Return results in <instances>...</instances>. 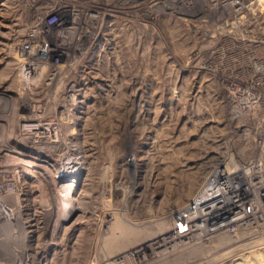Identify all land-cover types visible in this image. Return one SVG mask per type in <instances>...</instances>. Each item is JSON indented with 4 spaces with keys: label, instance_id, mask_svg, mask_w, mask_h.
Masks as SVG:
<instances>
[{
    "label": "rangeland",
    "instance_id": "obj_1",
    "mask_svg": "<svg viewBox=\"0 0 264 264\" xmlns=\"http://www.w3.org/2000/svg\"><path fill=\"white\" fill-rule=\"evenodd\" d=\"M108 2L114 5L115 0ZM243 18L235 34H195L198 25L166 18L141 23L138 34L124 26V34H101L99 59L90 55L58 70L50 84L43 75L25 93L14 54L26 22L0 21V104L9 98L0 109V190L16 207L27 196L22 190H33L26 200L32 210L26 213L36 212L41 221L32 242L44 254L36 264L135 262L129 248L173 231L218 160L248 153L264 158L262 148H245V136L237 129L245 110L236 107L240 99L255 104L258 113L264 110V85H247L264 64V0H257ZM72 86L79 88L83 102L65 98ZM63 109L52 139L34 145L20 134V116ZM3 115L8 122L1 120ZM256 136L261 138L259 131ZM20 143L29 146L27 155L19 153ZM34 150H39V167ZM24 169L41 179L27 177ZM6 206L2 217L9 216ZM123 225L141 228L135 244H120L127 234ZM225 233L229 242L195 236L136 261L243 264L246 257L255 259L248 264H258L261 255L264 264V227Z\"/></svg>",
    "mask_w": 264,
    "mask_h": 264
},
{
    "label": "built area",
    "instance_id": "obj_2",
    "mask_svg": "<svg viewBox=\"0 0 264 264\" xmlns=\"http://www.w3.org/2000/svg\"><path fill=\"white\" fill-rule=\"evenodd\" d=\"M256 1L115 0L112 5L108 0H0V21L26 22L14 54V70L25 93L43 75L50 84L58 70L82 58L89 59L90 55L96 54L99 59L102 52L96 48L100 46L101 34H124V26L131 30L129 34H138L141 23L165 18L186 21L196 28L198 25L195 34H235L236 23H243L241 18L246 17ZM142 3L146 6L141 11ZM257 74L258 78L253 75L247 85H264V64L257 67ZM65 98L77 104L84 101L81 91L74 86ZM1 100L7 104L9 98ZM236 102V107L245 110L246 115L238 120L237 128L245 136V148L264 150V110L258 113L253 108L255 104L240 99ZM6 104H0V109ZM65 112L41 111L35 118L24 114L18 120L20 134L30 133L36 144L52 139L60 130L61 115ZM1 118L9 121L6 115ZM258 131L261 138L256 136ZM233 157L220 159L211 166L195 195L198 205L191 200L183 208L185 218H200L192 236L202 239L264 227V158L252 153L240 159ZM179 231L186 233V229ZM194 238H180L178 244H187Z\"/></svg>",
    "mask_w": 264,
    "mask_h": 264
},
{
    "label": "bare ground",
    "instance_id": "obj_3",
    "mask_svg": "<svg viewBox=\"0 0 264 264\" xmlns=\"http://www.w3.org/2000/svg\"><path fill=\"white\" fill-rule=\"evenodd\" d=\"M16 30V29H15ZM40 134H43L42 131H39ZM207 132V131H206ZM43 136H45L43 134ZM23 138H30L31 141H33V136L30 134V133H26V136L25 134H23ZM233 138V137H232ZM233 140V139H232ZM228 142V141H227ZM34 145L36 144L35 142L33 143ZM37 145V144H36ZM17 147V146H15ZM19 153L22 154V155H27V151L26 150L27 148H29V146L26 144V143H20V146H19ZM231 147V146H230ZM18 148V147H17ZM35 153H34V157L36 160H38V162L36 163L39 167V165H42V161L40 160L39 157H37L36 155V152H39V150H34ZM213 159H215L213 157ZM31 162V161H30ZM85 168V167H84ZM72 172V171H71ZM24 174L36 180L38 179H41V176L40 175H37V174H34V173H31L30 171L24 169ZM56 178V177H55ZM86 178V177H85ZM57 179V178H56ZM55 180V179H54ZM60 180V179H59ZM52 182V181H51ZM57 182V181H56ZM84 182V181H83ZM49 187V186H48ZM47 187V188H48ZM33 188V187H31ZM61 189V188H60ZM79 190V189H78ZM0 191H2V193H0V264H17V261H21L22 259L26 261V264H36L38 262L41 263L42 259L44 258V254H43V251H38L40 249H35L37 248V243L36 242L35 244H33V240L34 239V236L35 234L37 233L38 231V228L40 227V222L41 221H38L37 219V214L36 212H28L26 213L27 211L26 210H29L31 209L29 203H27L26 200H28V194L31 191L30 188H24V190H22V194L23 195H27L26 197H24V203H20L19 200H18V207L16 206H12V204L10 202H8L7 200L10 199V196L9 194L7 193H4V189H1ZM85 193V192H84ZM83 194V193H82ZM68 196V195H67ZM198 197V196H197ZM195 197L194 199H192V204H197V201H198V198ZM80 198V197H79ZM72 199V198H71ZM81 200V199H80ZM3 205H7L8 206V209L7 211H5L7 214H9L8 217H2V214L4 212V208H2ZM198 205V204H197ZM6 206V207H7ZM73 206H76V205H73ZM12 207V208H11ZM186 207V206H185ZM76 208V207H75ZM188 208V207H187ZM37 209V208H35ZM32 210V209H31ZM70 210V209H69ZM72 210V209H71ZM30 211V210H29ZM36 211V210H35ZM183 211V209H182ZM182 211H181V214L179 215V219H178V226H176L174 228V230H169V231H165L161 234H158L150 239H144V240H141V238L139 239L140 243L132 246L129 248V254L135 256V258H145V255L147 254V252L150 251V253H157V252H164L165 250H167L169 247H171L173 244V246H175L178 241L180 240V238L185 239V238H194L195 236H192V233L197 231V225L199 224V216H193V217H190L191 219L189 218H185L182 214ZM21 213H23V216L21 217V221H20V218L19 216H21ZM83 213V212H82ZM27 216H26V215ZM25 215V216H24ZM119 216V215H118ZM117 216V218H118ZM175 216V215H174ZM125 218V217H124ZM177 220V219H176ZM175 220V222H176ZM185 220V221H183ZM112 221V220H111ZM115 221V220H114ZM21 222V223H19ZM105 222V221H104ZM123 222V221H122ZM162 222V221H161ZM173 222V221H172ZM174 222V223H175ZM110 223V222H109ZM116 223V222H115ZM120 223V222H119ZM126 223V225L128 226L130 223L127 224V221L126 222H123L122 224ZM154 223V222H153ZM187 223H190V225H187ZM112 224H114L112 222ZM121 224V223H120ZM122 224L120 227H122ZM165 224V223H164ZM163 222L160 223V225H164ZM169 224V222H168ZM124 226L122 229L127 232V234H125V237H123V240L122 242H120L121 245L123 246H129V245H133L136 243V241L134 240L135 237L134 236H138L140 235L142 232H141V228H138L136 227V229L134 228L135 225H133L134 229H131V227L127 228V226ZM159 225V227H160ZM65 226V225H64ZM108 226V225H107ZM112 226L113 228V225H110ZM119 226V225H118ZM168 226V225H167ZM184 226H185V229H186V233L184 234H180V231L179 230H185L184 229ZM190 226V227H189ZM43 227V226H42ZM116 227V225H115ZM194 227V228H193ZM196 227V229H195ZM138 228V229H137ZM115 229V228H114ZM160 229V228H159ZM118 230V229H117ZM146 230V229H145ZM144 230V232H145ZM150 230V229H149ZM148 230V231H149ZM163 230V229H162ZM143 231V229H142ZM159 231V230H158ZM74 232V231H73ZM130 232H133L135 235H132L130 234ZM151 232V231H150ZM156 233V230L153 231ZM161 232V230H160ZM243 232V231H242ZM111 233H112V230H111ZM149 233V232H148ZM196 233V232H195ZM228 233V232H227ZM114 234V233H112ZM153 234V233H152ZM157 234V233H156ZM244 234V233H243ZM146 236V234H144ZM149 235V234H148ZM144 236V237H145ZM218 238L216 239L215 242H223V241H228L229 239H231V237L229 236V238L227 239V234L226 233H220L219 235H217ZM140 237V236H139ZM260 237V236H259ZM111 237H109L110 239ZM121 238V237H120ZM146 238V237H145ZM234 240V239H233ZM260 240V239H259ZM106 241V240H105ZM230 241V240H229ZM228 241V242H229ZM232 241V240H231ZM255 242V240H253ZM252 241V242H253ZM108 242V241H106ZM247 242V241H246ZM253 242V243H254ZM261 242V241H260ZM258 242V244L260 243ZM176 243V244H175ZM197 243V242H195ZM193 243V244H195ZM199 243V242H198ZM257 243V242H256ZM104 244V243H103ZM221 244V243H220ZM3 245V246H2ZM35 245V246H34ZM106 245V244H105ZM113 245V244H112ZM192 245V244H191ZM190 245V246H191ZM198 245V244H197ZM253 245V244H252ZM251 245V246H252ZM257 245V244H256ZM17 246V247H16ZM119 245L117 244V247ZM122 246V247H123ZM248 246V245H247ZM246 246V247H247ZM121 247V246H120ZM235 247V246H234ZM237 247V246H236ZM239 247V246H238ZM243 246H241L242 248ZM249 247V246H248ZM255 247V246H254ZM16 248H18L19 250H17ZM184 248V247H183ZM201 248V246H200ZM119 249V248H118ZM127 249V247L125 248ZM195 249V248H194ZM248 250V248H246ZM193 250V249H192ZM197 250V249H195ZM194 250V251H195ZM200 250V249H199ZM245 250V249H244ZM251 250H255V249H251ZM257 250V249H256ZM226 251V250H225ZM235 251V250H233ZM240 251V250H239ZM250 251V250H248ZM191 252V251H190ZM228 252V251H227ZM257 252H262V251H257ZM6 253V254H5ZM218 253V252H217ZM158 254V253H157ZM246 254V253H245ZM127 254H121L119 257H125ZM162 255V254H161ZM160 255V256H161ZM191 255V254H190ZM154 256V255H153ZM152 256V257H153ZM159 256V255H158ZM214 256V255H213ZM235 256V255H234ZM257 256V254L255 255ZM118 257V258H119ZM155 257V256H154ZM260 258H257V263L258 264H262V259H261V255L259 256ZM143 258V259H144ZM149 258V257H148ZM216 258V257H215ZM244 260L243 261V264L244 263H250V261H253V259H246V257H242ZM135 259V262H132V263H128V264H144L145 261L143 262V259H138L136 261ZM217 259V258H216ZM145 260V259H144ZM148 260V259H147ZM238 260V259H237ZM255 261V259H254ZM253 261V263H254ZM162 262V261H161ZM39 263V264H40ZM147 263V261H146ZM204 264V263H202Z\"/></svg>",
    "mask_w": 264,
    "mask_h": 264
}]
</instances>
